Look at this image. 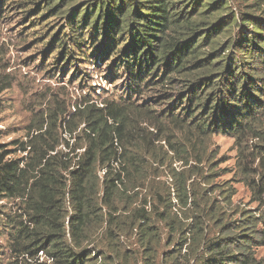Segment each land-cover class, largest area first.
<instances>
[{
  "label": "trees",
  "instance_id": "16d2710c",
  "mask_svg": "<svg viewBox=\"0 0 264 264\" xmlns=\"http://www.w3.org/2000/svg\"><path fill=\"white\" fill-rule=\"evenodd\" d=\"M78 1L0 0L3 19L65 21L47 43L49 54L60 40L55 65L87 52L86 63L109 62V78L123 74L128 92L97 102L92 76L76 68L93 94L46 98L23 158L0 144V201H20L14 264H128L122 237L134 232L145 264H158L163 242L179 244L167 264H264V0ZM12 85L0 77V94ZM216 133L235 138L254 212L233 204L228 182L211 187Z\"/></svg>",
  "mask_w": 264,
  "mask_h": 264
},
{
  "label": "rangeland",
  "instance_id": "374dc122",
  "mask_svg": "<svg viewBox=\"0 0 264 264\" xmlns=\"http://www.w3.org/2000/svg\"><path fill=\"white\" fill-rule=\"evenodd\" d=\"M78 2L84 4L85 1L79 0ZM231 7L233 11H240L238 1ZM40 14L42 13L22 17L20 11H11L8 12L6 19L0 16V77L9 75L13 78L12 88L0 94V144L13 152L12 158L26 156L20 149V143L27 139L29 127L44 110L47 104L46 98H49L52 93H60L63 99L71 105L93 94V90L85 88L84 81H81L82 73L74 80L72 71L76 68L92 76L87 87L90 88L92 85L96 89L94 100L97 102L107 99L120 103L128 98L125 76L122 74L109 78L108 61L100 67L91 62L86 63L85 57H90L86 56V52L84 57L77 56L78 59L84 61L73 60L69 66H66L64 65L67 59L65 55L60 64L55 65V57H59L58 52L62 51V46L57 45L60 40L49 54H47V43L53 42L54 35L61 38L67 30L64 28L66 24L65 21L57 19L55 15L42 20ZM239 31L240 29L237 28L235 34ZM236 37L239 38L238 35ZM224 41L223 38L222 42ZM133 100L136 101L137 98ZM206 147L216 168V175L211 179L213 182L211 187L221 188L228 182L226 187L232 186L236 191L232 199L233 204L254 212L258 203L254 201L252 192L242 181L243 176L239 163L241 156L235 144V138L225 133H216L206 142ZM175 166L182 167L178 163ZM163 179H167L166 175ZM20 214L19 200L3 199L0 201V264H14L15 262L10 248L9 225H11L12 217ZM122 241L127 250L134 252L128 264H145V252L135 232L123 236ZM178 248L179 244L174 246L163 242L158 254V264H167L164 261L165 258L177 253ZM256 254L258 259L264 260V244L258 247ZM39 259L40 262H45V254L41 252ZM48 264L52 263L48 262ZM181 264L189 263L183 261Z\"/></svg>",
  "mask_w": 264,
  "mask_h": 264
}]
</instances>
